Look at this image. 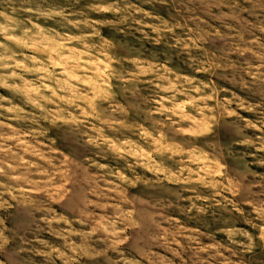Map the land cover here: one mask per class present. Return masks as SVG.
I'll return each mask as SVG.
<instances>
[{"label": "clouds", "instance_id": "obj_1", "mask_svg": "<svg viewBox=\"0 0 264 264\" xmlns=\"http://www.w3.org/2000/svg\"><path fill=\"white\" fill-rule=\"evenodd\" d=\"M0 264H264V0H0Z\"/></svg>", "mask_w": 264, "mask_h": 264}]
</instances>
